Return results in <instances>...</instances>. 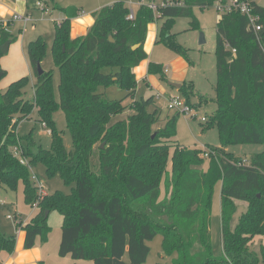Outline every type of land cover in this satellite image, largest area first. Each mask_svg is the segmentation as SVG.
I'll return each mask as SVG.
<instances>
[{
  "label": "trees",
  "instance_id": "trees-1",
  "mask_svg": "<svg viewBox=\"0 0 264 264\" xmlns=\"http://www.w3.org/2000/svg\"><path fill=\"white\" fill-rule=\"evenodd\" d=\"M48 1L51 10L64 15L54 27L51 46L59 76L57 95L53 71L41 75L36 71L46 51L40 38L27 48L36 78L33 97L24 98L27 77L11 82L4 91L0 88V187L16 190L22 183L24 201L31 206L38 201L35 216L17 225L24 232L23 248L32 249L38 238L47 240L50 228L45 212L57 211L63 219L58 248L63 258L93 264H146L147 242L161 235L163 252L176 255L171 264H260L249 245L256 235H264V149L245 162L226 147H264V6L248 0L259 16L261 30L257 33L237 11L220 14L216 24V110L206 118L204 128L217 125L221 147H208V167L204 169V150L180 148L175 140L180 113L165 119L151 138L150 128L158 122L157 111L148 112L153 97L134 100L132 114L112 124L111 120L128 109L123 103L126 99L135 98L134 70L148 59L144 49L148 26L160 23L155 44L162 43L188 60L187 50L171 34L172 23L187 18L190 28L198 30L193 8L206 9L217 0H172L173 5H160L155 11L142 4L133 12V19H128L131 10L124 2H115L96 11L86 34L75 38L71 37V23L80 11ZM11 22L0 21V58L1 47L16 40L9 29ZM147 74L168 82L161 65L150 62ZM6 76L0 64V81ZM112 86L126 91L124 100H108L99 91ZM192 90L191 82H182L178 92L190 107L198 109L190 101ZM35 110L37 120L50 130L51 145L49 150L23 151L24 164L12 152L20 141L16 128ZM59 110L72 141L69 151L55 126L54 114ZM97 142L100 146L95 147ZM95 148L99 172L91 170ZM171 148L174 152L169 158ZM169 162L171 173L166 170ZM37 163L44 165L48 176L58 174L65 183H74L72 193L37 195L39 188L30 181L29 171ZM218 182L222 254L214 256L211 202ZM236 200L246 202L247 207L232 227ZM15 242L14 235L6 237L0 232V250L12 253ZM261 254L264 264V249Z\"/></svg>",
  "mask_w": 264,
  "mask_h": 264
},
{
  "label": "rangeland",
  "instance_id": "rangeland-1",
  "mask_svg": "<svg viewBox=\"0 0 264 264\" xmlns=\"http://www.w3.org/2000/svg\"><path fill=\"white\" fill-rule=\"evenodd\" d=\"M45 4V0H27V5L32 11L31 21H15L10 29V32L15 41L9 44L8 50L0 58L1 67L6 70L7 76L0 81L1 90H6L11 82H14L22 77L28 78V85L24 89V98L31 99L33 97V85L36 82L35 74L32 65L30 64L27 48L30 42L40 38L46 44L45 56L40 63L43 71H53V88L57 95V85L59 81L58 71L55 68L51 55V46L54 36V27L61 22L64 16L58 10L52 12H43L42 8L37 6L38 2L43 4V9H51L49 1ZM59 7L67 8L74 7L80 11V19L93 18L92 15L103 7L109 6L115 2H124L130 10L135 11L138 7V0H52ZM154 2L157 6L162 5V0H144V2ZM256 2L264 6V0H256ZM45 4V5H44ZM216 3L209 8L199 9L193 8L195 20L198 23L199 29L190 28V19L176 18L172 23L171 34L175 35L176 42L187 50L188 60L176 55L170 51L162 43L150 42L152 35L148 32L146 50H148L149 63L161 65L168 82H163L155 75H148L149 79L146 83L144 80L137 82L135 98L126 99L123 103L128 105V109L121 115L115 116L111 120V124L125 119L133 111L130 109L134 100L140 101L142 98L147 99L153 97V105L148 108V112L157 111L155 115L156 122L150 128L151 138L154 133L164 126V120L172 117L175 112L168 110L167 99L169 95H180L178 90L171 88L168 83L191 82L194 88L190 94V101L196 104L198 109H194L195 118L189 115L180 113L176 119V135L175 140L180 144V148L187 149H203L208 152V147H221L217 125H213L209 129H205V122L201 121L202 117H210L216 110L215 85H216V58H215V28L218 22L221 11L217 10ZM34 9V10H32ZM22 13L21 11H18ZM25 11H23L24 13ZM29 15V14H28ZM23 16H25L23 14ZM4 23V22H3ZM6 24V23H4ZM157 24L159 27L160 23ZM21 30V31H19ZM201 35L204 39L200 43ZM146 41V40H145ZM136 69L140 73L142 68ZM176 76V77H174ZM174 77V79H172ZM100 92L104 93V97L108 100H124L127 93L117 87H108L107 89L100 88ZM161 94L160 98H156L157 94ZM181 96V95H180ZM199 96H203L208 101H201ZM54 121L57 130L61 133L63 145L66 150L72 149V141L70 134L66 128V121L62 111H57L54 114ZM48 128L43 127L42 123L37 120L36 110L33 111L29 119L22 120L17 128L16 133L20 141L18 145L12 148L14 155L25 164L23 151L30 150L36 152L39 147L45 150L50 149L51 135L48 133ZM102 145V144H101ZM95 147L100 146V142L95 143ZM264 147L261 144H236L226 147V151L232 153L242 160L249 161L250 157L261 153ZM174 152V148L168 150L169 158ZM203 168L208 167V160L204 158ZM91 170L99 172V161L97 149L93 151L90 158ZM166 170L171 173V163L169 162ZM30 181L35 184L40 192L52 194L56 191L64 194H71L74 183L67 184L62 178L56 174L48 176L46 169L42 163H37L34 167L29 168ZM23 184L19 183L16 190H10L0 187V232L6 237L14 235L16 238L15 247L12 253L0 250V261L2 264H19L24 263L22 259L23 252H30L33 264H93L88 260H72L69 257H60L58 248L61 239L62 216L57 211H51L47 215L46 224L50 228L47 235V240L38 238L36 245L31 250L23 248L24 233L18 225L19 221L29 222L36 214V209L24 201ZM160 199L165 196L164 179L160 178L159 183ZM221 182H218L214 187V192L211 202V248L214 256L222 254L221 249V234H220V217H221ZM39 191L37 195H39ZM38 200V197L36 198ZM38 202V201H35ZM236 211L231 220V226L234 227L240 218L241 214L246 210L247 204L244 201L236 200ZM7 216H12L16 220H9ZM17 227V229H16ZM162 236H156L151 242H147L150 248V253L146 264H171L172 258L176 255L167 256L161 248ZM250 251L257 254L260 264H262L261 250L264 249V235H256L249 245ZM38 253V255H36ZM27 255V254H26ZM38 256L40 259L38 261ZM41 260V261H40ZM17 262V263H16Z\"/></svg>",
  "mask_w": 264,
  "mask_h": 264
},
{
  "label": "built area",
  "instance_id": "built-area-1",
  "mask_svg": "<svg viewBox=\"0 0 264 264\" xmlns=\"http://www.w3.org/2000/svg\"><path fill=\"white\" fill-rule=\"evenodd\" d=\"M252 1H256V0H250ZM248 0H225L223 2V0H217L216 1V7L218 11H221L222 13L225 12H229V11H237L239 14L247 17L248 19V23L249 26L251 28L252 31H254V33H257L258 31L261 30V24L259 23V16L257 14H255L252 10V6H251V2ZM146 5L148 8L152 9L153 11H155L157 9V5L154 4V2H144V0H138V6L139 5ZM162 5H173L172 0H162ZM37 6L40 8H43V4L42 3H37ZM134 11L131 10L128 16V19H133V13ZM11 21H23V22H30L31 21V17L28 15H18L15 14L12 16ZM6 23V22H4ZM234 53V50H233ZM162 95L161 94H157L156 98H160ZM167 108L168 110H172L174 112L177 113H183L185 115H189L191 118H195L193 112L194 109L192 107H190L184 100V98L180 95H169L168 99H167ZM202 122L206 121L205 117L201 118ZM43 127H46V125L44 123H42ZM47 128V127H46ZM48 133L50 134V130H47ZM205 152V151H204ZM208 156V152H205L202 154V157H207ZM21 161V160H20ZM22 162V161H21ZM23 163V162H22ZM45 194L44 192H40L39 191V195H43ZM37 202H34L32 207L36 208ZM7 218L9 220H16L14 217L12 216H7Z\"/></svg>",
  "mask_w": 264,
  "mask_h": 264
},
{
  "label": "crops",
  "instance_id": "crops-1",
  "mask_svg": "<svg viewBox=\"0 0 264 264\" xmlns=\"http://www.w3.org/2000/svg\"><path fill=\"white\" fill-rule=\"evenodd\" d=\"M26 1L27 0H0V21L7 23L8 21L11 20L12 16L15 15V14H18V15H23V14L24 15H28L29 14L28 16H31L32 15V13H31L32 11H30ZM45 7H47V9L44 10L42 8L43 12H52L51 9H48V6L45 5ZM32 10H34V9H32ZM18 11H21L22 13H19ZM23 11H25V12L23 13ZM79 17H80V15L76 19H74L72 21V23H71V37L72 38H75L77 36L86 34L88 27H90L93 24V18L89 17L88 19L81 20ZM63 19H64V16L62 17V20ZM14 22L15 21L11 22V26H12V24ZM11 26H10V28H11ZM157 31H158L157 24H150L148 26L147 34H148V32H150L151 35H152V39H151L149 48H151L152 43H155V40H156V37H157ZM147 40H148V38H146V41H145V44H144V49H145L146 52H148V50H146ZM148 65H149V61L145 60V61L141 62L138 67L135 68L134 72H135V75H136L137 82H139L140 80H144L145 83H146V81L149 79V76L147 74ZM140 66H142L141 67L142 70H141L140 73H137L136 69L139 68ZM174 77H176V76H174ZM174 77L172 79H174ZM181 83L182 82H180L179 84L181 85ZM146 84L149 86L148 83H146ZM29 118H27V119H29ZM19 222H22V221H19ZM24 224H26V222ZM22 233H24V232H22ZM22 239L24 241V236L22 237ZM30 252H32V251H28L27 253L26 252L22 253V255H21L22 259L25 260V262L24 263H19V264H33L32 263L33 260L31 259V256H30ZM36 255H38V253ZM37 259L39 261L40 256H38ZM10 260H11V258L8 260V262ZM8 262H7V264H8ZM0 264H2L1 261H0Z\"/></svg>",
  "mask_w": 264,
  "mask_h": 264
},
{
  "label": "water",
  "instance_id": "water-1",
  "mask_svg": "<svg viewBox=\"0 0 264 264\" xmlns=\"http://www.w3.org/2000/svg\"><path fill=\"white\" fill-rule=\"evenodd\" d=\"M203 42H204V39H203V37H202V35H201L200 43H203ZM8 47H9V42H6V43L1 47V52H2L3 54H5V53L7 52V50H8ZM136 47H137V45H136V46H133L132 49H136ZM36 71H37L38 75H41V74L43 73V70L41 69L40 63H37V65H36ZM168 85H169L170 87L176 89V90H179V88H180V86H181L180 84H176V83H169ZM103 147H104V144L101 145V148H103ZM47 215H48V211L45 212V217H47Z\"/></svg>",
  "mask_w": 264,
  "mask_h": 264
}]
</instances>
